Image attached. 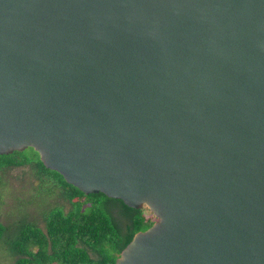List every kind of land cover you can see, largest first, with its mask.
<instances>
[{
  "label": "water",
  "instance_id": "95a60500",
  "mask_svg": "<svg viewBox=\"0 0 264 264\" xmlns=\"http://www.w3.org/2000/svg\"><path fill=\"white\" fill-rule=\"evenodd\" d=\"M25 149L154 218L113 264H264V0H0V156Z\"/></svg>",
  "mask_w": 264,
  "mask_h": 264
},
{
  "label": "trees",
  "instance_id": "16d2710c",
  "mask_svg": "<svg viewBox=\"0 0 264 264\" xmlns=\"http://www.w3.org/2000/svg\"><path fill=\"white\" fill-rule=\"evenodd\" d=\"M25 166L30 167L40 192L55 194L68 208L56 207L44 214L43 228L23 220L13 228L0 224V245L13 259L11 264H113L131 237L155 221L119 200L101 194L83 196L45 170L31 149L0 156V173Z\"/></svg>",
  "mask_w": 264,
  "mask_h": 264
},
{
  "label": "rangeland",
  "instance_id": "374dc122",
  "mask_svg": "<svg viewBox=\"0 0 264 264\" xmlns=\"http://www.w3.org/2000/svg\"><path fill=\"white\" fill-rule=\"evenodd\" d=\"M26 150V149H25ZM30 167H17L0 173V224L13 228L20 221H26L43 228V216L53 208L62 207L66 211L68 204L55 196L39 191L38 181ZM143 216L150 217L146 209ZM12 258L0 245V264H11Z\"/></svg>",
  "mask_w": 264,
  "mask_h": 264
}]
</instances>
